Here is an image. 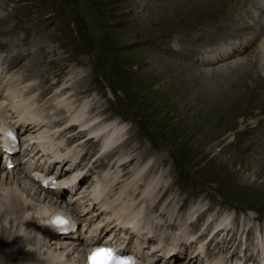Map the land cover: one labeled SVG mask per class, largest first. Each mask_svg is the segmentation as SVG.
<instances>
[{"label":"rangeland","instance_id":"374dc122","mask_svg":"<svg viewBox=\"0 0 264 264\" xmlns=\"http://www.w3.org/2000/svg\"><path fill=\"white\" fill-rule=\"evenodd\" d=\"M246 2L0 0V26L4 28L0 31V67L6 77L3 82L0 79V86L22 93L27 101L35 100L51 123H61L56 130L53 126L48 129L56 140L67 138L72 143L68 147L75 146L85 160L79 167L90 170L87 176L107 175L111 180L118 175L112 192L126 189V199L136 181L140 187L134 190V197L137 203L144 202L145 208L148 205L147 218L167 219L164 228L174 231L173 235L166 232V239L178 236L177 229L168 224L170 215L185 213L187 223L195 218L186 220L193 211L205 210L203 218L198 216L200 230L210 216L217 223L226 217L224 225L233 227L228 232L221 230L218 236L221 239L222 234H231L236 250L232 243V252L222 248L221 257L231 253V260L236 261L237 254L244 253L249 259L259 246L253 238L256 227L264 232V81L257 77L264 70L259 68L258 59L250 64L262 36L247 37L260 25L238 28L245 19L239 12L248 6ZM255 14L259 20V13ZM226 31L237 37L225 39L215 34ZM244 32L249 35L239 37ZM238 38L246 41L234 43ZM216 39L221 40L216 45L229 42L225 48L233 43L235 47L206 59L214 54L206 51V44ZM242 47L239 55H231ZM241 63L247 69L240 72L242 78L227 69ZM248 71L251 77L246 75ZM27 104L25 111L31 112V104ZM75 109L85 112L90 125L96 124L95 132H78L83 128L78 123L65 127L74 122L70 119ZM57 119L60 122L56 123ZM112 123L120 125L123 137L117 138L116 132L112 135L113 130L107 129L105 138L110 136L113 142L103 149L106 142L102 136ZM3 125L6 123L0 122V128ZM88 136L89 144L85 142ZM110 149L113 158L103 161L102 153ZM9 169L0 159V189L17 187L6 177V172L17 170ZM20 186L21 190L31 188L24 183ZM40 192L42 199L44 193ZM158 198L155 202L160 203L154 208L153 201ZM163 206L167 210L160 218ZM157 212L159 215L152 214ZM9 227L0 223L6 235ZM197 229L187 228L194 234H198ZM42 233L32 235L44 237V247L48 242L54 250L58 242L50 233ZM243 243L246 249H242ZM187 251L175 255L185 256ZM31 258L20 262L37 264ZM17 259L10 264H18ZM185 259L173 263L193 264L184 263Z\"/></svg>","mask_w":264,"mask_h":264},{"label":"bare ground","instance_id":"6f19581e","mask_svg":"<svg viewBox=\"0 0 264 264\" xmlns=\"http://www.w3.org/2000/svg\"><path fill=\"white\" fill-rule=\"evenodd\" d=\"M247 2L246 3L248 4V6L246 8H245V6L243 7L245 12L244 11L239 12V14L244 13V15H245L244 20H246V22H243L244 20L241 18V20H243V21H242V23H240L241 26L240 27L238 26V28H244V26H247V27L256 26L257 27V24L260 25V29L257 30L256 33L250 32L251 33L250 36H247V37L252 36L253 39L257 38V36H259V35L262 36L261 40L258 44V47H257V52L255 53L253 58L250 59L251 62H250V60H249V62H250V64H253V61L258 59L259 60V66H260L259 68L264 70V0H247ZM242 3H244V1ZM249 4H251V5L249 6ZM243 8L240 7V9H243ZM255 11L259 13L258 14L260 17L259 20H257L256 14H255L256 16L253 15V13ZM246 14H247V17H246ZM0 19H1L0 24H2L3 18L1 16H0ZM248 20H250L251 22ZM230 23L232 25L234 22L230 21L229 24ZM237 25H239V24H237ZM234 29H236V27H234ZM3 30H4V28H2V26H0V31H3ZM227 31H226V33H223V32L216 33L215 32V34H217V36L219 34H222V35H224L225 39H227V38L233 39L232 37H237V36L232 35L233 32L229 33ZM244 34L249 35L248 32H244L243 34H238V35H239V37H242V36H244ZM208 39H210V38L208 37ZM238 39H240V38H238ZM216 40L217 41H213L211 43L208 42L206 44V48H207L206 51L208 52L209 50H212L211 52H213L216 56H214V54H212V57L206 56V59L216 58V57H218V55L221 56V55L229 52L230 50H232L233 47H235V45H234L235 42H238L240 44V43L246 41L244 38L240 39L239 41L235 40V41H233L234 42L233 45H230L228 48H225V45H229V42H224L222 44L219 43V45H216V43L221 41L218 39H216ZM8 45H10V43ZM12 45H14V41H13ZM25 46H26L25 44H21V47H25ZM0 49H2V48L0 47ZM239 50L240 51L243 50V47L241 49H236V51H234L231 55H233V54L239 55V52H237ZM5 51H7V50H5ZM20 51H22V50H20ZM6 56L9 57L10 55L7 54ZM204 62H206V61H204ZM236 62H239V60ZM242 67H243V63L234 64L233 66H230L227 69H230V71H233V73H235L236 76H239L240 78H242L240 72H243L244 69H246V68L243 69ZM1 74H2V68L0 67V79L3 82L6 79V77L3 78V76ZM246 75L248 77H251V72L250 71L246 72ZM257 77L259 80L264 81V74H258ZM1 80H0V84H2ZM0 87H2V90H5V89L8 90V88H6L5 85H2ZM15 90L17 91L16 87H15ZM0 93H2V92H0ZM15 95H18V96L20 95V97H19L20 99L19 98L15 99L14 98ZM23 102H26V103L23 104ZM8 103L11 105L19 104V106L17 107V111H18V114H22V115H20L19 118H17V119L20 121H22V120L25 121V120L29 119L30 123H34V125L40 124L38 126V128H40L42 125L45 124L47 126L45 129H48V127L53 126L54 129L56 130L57 128H60L59 126H61V123L54 124L53 121H55V120H53L52 121L53 123H51V121L46 118V117H48V115L44 114V110L42 108V105H40V109L37 111V113L39 114L41 119L44 121V124L41 123L42 120H40V121L36 120L31 115L30 116L24 115V113L28 112V111H25L24 105L28 106L27 103L33 105V104L38 103V102H35V100L27 101L26 97H23L22 93H20V92L14 94V90H12V97H11V100L8 101ZM0 106H1V103H0ZM0 112H1L0 122L6 123V120H4L5 118H4L3 113H2V109H0ZM74 112H75L74 113L75 115L73 116V114H72L71 119H70V121H74V122H71L69 125H67L65 127L69 128L70 126H73V125L78 123L80 126H83V128L80 129L78 132H80V133H82V132H84V133L95 132L96 124L93 123L90 125L91 119L85 118L86 116H85V112L83 110L80 111L79 109H75ZM28 113H31V112H28ZM109 117L111 118V116H109ZM2 120H4V121H2ZM60 120L61 119H57L55 122L56 123H57V121L60 122ZM107 121H108V118H107ZM115 124L116 123L109 124L108 127L106 128V132L104 130L105 135L102 136L103 137L102 139H104V141L106 142V145L103 147V149L107 145H109L110 143L113 142L112 137L109 136L107 139L105 138L106 134L108 133L107 129L113 130V132H111L112 135L115 134V132H116L118 135L117 138H119L123 135L122 130H119L120 125H118V124L115 125ZM3 126H2V128H3ZM62 128H64V127L62 126ZM65 129H60V130L65 131ZM44 132H40L38 134V136H40V134H42ZM61 134L64 135V132H61L60 135ZM89 136H91V135H89ZM89 136L87 138H85V142L87 141V143L91 142V140H90L91 137H89ZM67 140L69 141V139L66 138V141ZM73 148L76 152L75 146H73ZM0 153H1V150H0ZM111 154H113L112 149H110L108 151V153H102L101 157L104 155V157H102V160L106 161L104 158H106L108 160L112 159L113 157ZM76 155H77V157L79 156L77 152H76ZM0 159H1V154H0ZM81 160H82V158H81V156H79L75 160L74 167L75 166L77 167V164H79V162ZM131 160L127 161L125 164L123 163L124 167ZM110 163H112V162L110 161ZM13 169H14V166L12 169H9V170H13ZM15 169L17 170V172H15V170L11 171L10 174H9V172H6V174H7L6 177L7 178L10 177L14 181L15 186H17V187L16 188L5 187V188L0 189V199H2V202H0L1 203L0 204V208H1L0 209V223L5 224V225H10L9 235L5 234L6 229L0 230V264H8V263L10 264V262H12L15 258H18L17 259L18 264H23V261L20 262V260L21 259L23 260L25 258H30V257L34 258L36 260L37 264H85V262L83 261L84 251H83V248L80 245V243H77V240L75 238L65 237V236L61 235L59 228L55 227L53 225V222H52V218L55 215H65V214L67 215V213H70L73 222L76 223L77 220L80 219L79 214L75 212L74 208H72V206H70L69 203L64 202V200L60 201L58 198H54V196H51L49 194L44 193L43 198L41 199L40 198V197H42L40 195L41 192H40L39 188L35 185V183L32 182L31 180H29L28 178L24 177L23 174H21V173H23L22 169L19 170V169H17L16 166H15ZM115 174H117V173H115ZM117 177H118V175H115V176L111 177L112 178L111 180L109 179V177H107V175H103V178L101 176L92 177V178L100 179L103 186H104V187H102V189L106 190V192L113 193L112 190L116 186L115 185L116 184L115 179ZM3 179H5V178H3ZM20 183H24V185H26V186L27 185L31 186V188L21 190L20 189V187H21ZM135 184H136V181H134V187L127 194L128 199H126L124 197V191H126V192L128 191L126 189L124 191L118 193L114 197V198L118 197L122 201L121 205L118 207V209L116 211V218L120 222H124L127 219L134 218L137 223L139 221H141V219H143L146 222H151L154 226H157L158 228H162L163 224H165L167 222V219H166V221H163V220L161 221V220H159V218L157 219L156 217L155 218L154 217L149 218V219L147 218L148 217V210H147L148 205H146V208H147L146 209L143 206L144 202L138 200V203H137V199H136V197H134L135 195L133 192H135L134 190H136L137 187H140V185L136 186ZM18 186H20V187L18 188ZM99 186H100V182L95 181V183L93 185V191L96 194H98L100 192V189L98 188ZM112 186H113V188H112ZM146 188H148V185L146 186ZM145 195H148V191L145 193ZM132 197L134 199H132ZM53 199H55V201ZM159 200H160V198L155 199L153 201V207L154 208H156L157 205L160 203V202L156 203L155 201H159ZM64 203H66V204H64ZM101 204H104V202H101ZM163 208L164 209H162V211L160 212V216L164 215L165 211L167 210L165 206H163ZM208 208L209 207H206V211ZM176 209H178V206L176 207ZM152 214H154V213H152ZM152 214H151V217H152ZM180 214L181 213L179 212V214H175L173 216L170 215L169 216L170 218L168 217V219H172L168 222L169 226L175 227L177 229L176 231L178 232V234H177L178 236L166 239V236H168V235H165L164 237H162V239L164 241L161 244H159L161 246L165 245V251H169V249H171V254L169 256H165L163 254H166L167 252L163 253L162 251L155 250L153 252V255H155L156 253L159 254V256H158L159 260L158 261H157V259L154 260L152 264H156L157 262H158V264H174L173 261L179 260L180 258H182V255H184V253H182L180 255H175L176 253L178 254V253L184 252L186 250H188L187 252L190 251L192 253V252H195L196 248H201L203 246H205V248L207 249V251L209 253H211L212 255L214 254L213 258H207L206 256H204V263L203 264H221V263L234 264L233 262H228L229 259L231 260V253H230L229 257H225V258L219 257V256H221L220 251L222 250V248L223 249L229 248V251L232 252L230 249H232V247L235 246V250H236V247H237V245H235V242H232L233 238H230L231 234L228 237L224 236V234H222L223 237L221 235V237H222L221 239H219V236H218L221 234V232H220L221 230H227V232H228L233 228L231 226L227 228V226L224 225V224H226V220L228 218L224 217L223 220L220 219V223H217L218 220H215V217H212L210 220L208 219L207 221H204L205 225H204L203 229L200 230V227L197 225L198 220H199L198 216L201 215V218H203V215L205 214V210L197 211V212L193 211L191 215H188L186 220L190 219L193 216H195V218H193V220L192 219L188 220L189 222H187V223H185L186 221H184V219H183L184 218L183 215L185 213H183L181 215ZM67 217L71 218L69 216H67ZM180 220L183 221L182 224H180V227L173 226L174 223L179 224ZM158 222H162V224H158ZM204 222H203V224H204ZM230 224H231V221H230ZM183 226L185 228H183ZM77 227H79V225ZM165 227H167V226H165ZM197 227H198L197 230H199L198 235H195L193 232L190 233V231L194 230ZM187 228L188 229L192 228V230H189V232H188ZM139 229H141L140 233L142 235L146 236V238L148 240L152 239V237L149 236V234L156 235L155 231L151 230L148 227V225L146 226L145 233H143L144 227L139 226ZM36 231H37V234H40V231H41V233L42 232L43 233L44 232L50 233V234H48L50 236V238L52 237L53 238L52 240H54L55 243H56V241L58 242V244H56L57 246L55 247V249L52 250V248H51L50 244H48V242H47V245L44 247V244H46V243H44V237H41L40 235H36V234L32 235L33 232L36 233ZM207 231H209V232H207ZM247 231H249V229ZM72 232L73 231H69L68 233H72ZM75 232H78L77 228H76ZM204 232H207V234H205L202 237H199L200 234L202 235V234H204ZM258 233L262 234L260 239L258 238L262 242L264 239L263 232L258 230ZM240 234H242V232ZM195 240H197L196 243H195ZM219 240H222V242L224 244L222 242H220ZM211 242L214 243L213 246H211ZM232 243H234L233 246L231 245ZM211 248L215 249V251L212 252ZM197 255H198L197 253L190 255L187 262H190L191 260H193V256H197ZM263 255H264V253L259 252V251H255V252L250 253L251 257L249 258V260L245 259L244 255H242L240 257L244 258L243 259L244 263L249 262L250 264H259L260 262H264L263 261V259H264ZM237 257H238V255H237ZM240 257H238V259H241ZM26 261H27V259H26Z\"/></svg>","mask_w":264,"mask_h":264},{"label":"snow or ice","instance_id":"6c2138e0","mask_svg":"<svg viewBox=\"0 0 264 264\" xmlns=\"http://www.w3.org/2000/svg\"><path fill=\"white\" fill-rule=\"evenodd\" d=\"M58 223H66L63 219H58ZM92 264H117V257L110 248H97L91 255Z\"/></svg>","mask_w":264,"mask_h":264}]
</instances>
